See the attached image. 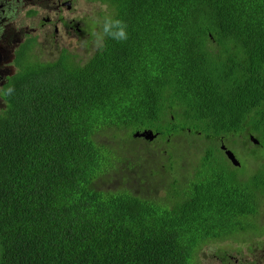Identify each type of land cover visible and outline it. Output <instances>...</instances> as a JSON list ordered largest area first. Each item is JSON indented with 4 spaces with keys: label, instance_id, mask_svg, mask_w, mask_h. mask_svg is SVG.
Here are the masks:
<instances>
[{
    "label": "trees",
    "instance_id": "16d2710c",
    "mask_svg": "<svg viewBox=\"0 0 264 264\" xmlns=\"http://www.w3.org/2000/svg\"><path fill=\"white\" fill-rule=\"evenodd\" d=\"M102 1L126 40L100 52L84 19L85 57L21 48L0 88V264H191L199 240L261 238L264 0ZM144 129L159 143L132 139L125 153ZM183 135L205 143L182 182L172 148ZM238 141L253 146L251 172L220 149ZM116 165L135 191L96 188Z\"/></svg>",
    "mask_w": 264,
    "mask_h": 264
},
{
    "label": "rangeland",
    "instance_id": "374dc122",
    "mask_svg": "<svg viewBox=\"0 0 264 264\" xmlns=\"http://www.w3.org/2000/svg\"><path fill=\"white\" fill-rule=\"evenodd\" d=\"M75 13H73V16L76 17L77 21L81 22V27L83 26L84 19L88 23V21H91L96 18L102 19L104 15L110 14L111 10H108L106 12L105 8L101 5L97 4H87L85 0H76V7H75ZM51 32V30H50ZM85 42L87 40L83 37L79 38L78 35H75L73 32H67V31H61L59 35L55 36V42H51L50 44L45 45H37L32 52L37 54L39 56L40 60L43 61H50L53 58L56 57L58 49L61 46L64 47H70V50L78 54L79 56H86V45ZM88 44V42H87ZM91 45L88 44V48H90ZM83 58V57H81ZM157 133V132H156ZM132 137V134L129 136ZM100 139H104L103 134L99 136ZM185 139L187 141H185ZM139 143L146 142L142 138L135 139ZM160 138H157L154 142L151 143V145H156L159 143ZM177 140L180 142L179 145L172 148V157L174 161L176 162V166L180 165L184 167V169L178 170L179 173L186 174L185 177H181L180 179H191L193 173V168L196 167L203 156L204 152V143L205 140L196 139L194 136H180L177 138ZM238 141L236 144H228L224 146L227 147L228 150H230L235 159L239 162L242 161L243 166L241 167V171L243 173L251 172L252 167L256 166L255 162L252 158L248 159V164L245 161H243V155L246 154L248 148L253 147L250 144H247L245 147L241 146ZM113 145V141H112ZM142 145V144H141ZM219 146H221L219 144ZM141 147V146H140ZM135 151L131 145L126 144L124 147L125 153L129 150ZM137 150V149H136ZM223 152V150H222ZM139 154H143V161L151 158V155L146 152H138ZM223 154V153H222ZM224 155V154H223ZM131 156V152H128L126 154V159L124 158L123 164L126 165L128 158ZM179 161V162H178ZM120 165V164H119ZM192 165L194 167L192 168ZM142 173H145V169L140 170ZM178 173V174H179ZM125 175V171H122L118 168V165H116L115 168L111 169L108 173L101 175L96 180V188L99 190L104 191H112L117 192L118 190H123L125 188H129L130 191H135L133 184L129 183V181H124L123 177ZM171 177V173H166L163 175V185H165L166 182ZM195 175H193V178ZM192 178V179H193ZM191 179V180H192ZM159 196H165V193L163 191L159 192ZM258 223L263 225V233L262 237L260 236L256 237L253 241V243H248L244 241L243 236L245 237V233L241 232V236L239 237H233V238H225V239H217V240H210L203 245H201L194 253L191 264H225L226 260L231 261L232 259H228L230 257L240 259L244 262V264L249 262H255L258 261L259 264H264V244L262 247L257 245L260 242H264V218L261 220H258ZM253 240V239H252ZM251 240V241H252ZM248 247H251L248 249ZM262 251V252H261ZM263 253V254H262Z\"/></svg>",
    "mask_w": 264,
    "mask_h": 264
},
{
    "label": "flooded vegetation",
    "instance_id": "af4514ba",
    "mask_svg": "<svg viewBox=\"0 0 264 264\" xmlns=\"http://www.w3.org/2000/svg\"><path fill=\"white\" fill-rule=\"evenodd\" d=\"M13 8L14 15L6 16V11ZM73 13L72 0H0V88L14 73L17 52L21 48L30 55H37L31 50L41 43L55 42V36L61 31L79 34L81 22ZM62 50H70V47L58 49ZM4 106L0 97V108ZM233 262L236 264L238 260Z\"/></svg>",
    "mask_w": 264,
    "mask_h": 264
},
{
    "label": "clouds",
    "instance_id": "9594fccd",
    "mask_svg": "<svg viewBox=\"0 0 264 264\" xmlns=\"http://www.w3.org/2000/svg\"><path fill=\"white\" fill-rule=\"evenodd\" d=\"M85 1L87 4H90V5L91 4H97V5L103 6L105 8L106 12L108 10H112L109 8L110 5L107 4L106 2L102 1V0H85ZM72 5L74 6V9H75L76 0H72ZM14 13H15V8H13L9 11H6L5 14L8 17H12L14 15ZM127 29H128V25H127L126 21H124L121 18L110 15V14L104 15L102 19H100V18L93 19L92 20V28L90 30V36L92 38V44L96 50L103 52L105 50V48L107 47V41L108 40H115L117 42H121V41L126 40L128 38ZM34 56H36L37 58L39 57L38 55H34ZM13 93H14V87H12V86H9L4 91V95H6V96H10ZM4 102H5V106L0 108V112L2 110L6 109V101L4 100ZM144 130H149V129H144ZM134 133H132L133 138H131V139L129 138V140L132 142V147H133V140H135L137 138H142L145 141H154L157 139V136H156V138H154L152 140H147V139L140 137V136L134 137L133 136ZM135 142L137 145L145 144V142L139 143L136 140H135ZM251 143H252V141H251ZM225 148H226V146H225ZM237 167H239V166H237ZM206 241H207V239L206 240L202 239V240L197 241V243L192 247V250H191L193 252V255H194L195 251L201 245L206 243ZM193 255H192V257H193Z\"/></svg>",
    "mask_w": 264,
    "mask_h": 264
},
{
    "label": "water",
    "instance_id": "95a60500",
    "mask_svg": "<svg viewBox=\"0 0 264 264\" xmlns=\"http://www.w3.org/2000/svg\"><path fill=\"white\" fill-rule=\"evenodd\" d=\"M134 137H143L147 140H152L154 138H156L157 134L156 133H153V131L151 130H143V131H140V132H135L133 134ZM250 140L252 141L253 144H256L257 143V140L254 139L252 136H250ZM221 150H223L224 152V155L226 156V158L234 165V166H239V162L235 159L233 153L226 149L225 146L222 144L221 145Z\"/></svg>",
    "mask_w": 264,
    "mask_h": 264
}]
</instances>
